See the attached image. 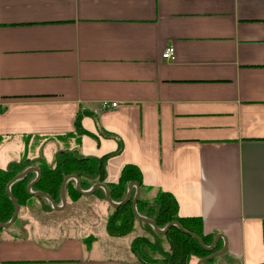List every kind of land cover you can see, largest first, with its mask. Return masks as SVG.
Masks as SVG:
<instances>
[{
    "label": "crops",
    "instance_id": "crops-1",
    "mask_svg": "<svg viewBox=\"0 0 264 264\" xmlns=\"http://www.w3.org/2000/svg\"><path fill=\"white\" fill-rule=\"evenodd\" d=\"M0 142L22 144L1 167L38 142L105 157L108 184L133 165L222 236L209 264L264 263V0H0ZM34 222L0 232V264H142L126 237Z\"/></svg>",
    "mask_w": 264,
    "mask_h": 264
},
{
    "label": "trees",
    "instance_id": "trees-1",
    "mask_svg": "<svg viewBox=\"0 0 264 264\" xmlns=\"http://www.w3.org/2000/svg\"><path fill=\"white\" fill-rule=\"evenodd\" d=\"M79 117L80 115L78 114L75 120L78 133L83 131L79 128ZM36 161L40 176L31 190L49 195L56 204H60V186L63 178L68 175H76L78 177L82 190H88L97 183L105 184L109 190L111 200L115 203H119L125 198L128 184L135 182L140 188L135 205L136 211L140 216L152 220L158 229H163L170 222H177L184 231L198 236L206 246L213 241L212 235H204L202 233L201 220L199 218H183L177 215V203L170 193L158 191L154 196L148 197L145 193L146 190L142 188L140 183V172L133 165H125L121 170L118 182L108 184L104 181L105 157L84 158L75 151L66 150L56 152L52 163H47L42 156H39ZM31 165L32 162L23 159L9 162L5 167H0L1 223L8 222L14 210L13 204L6 194L7 183L15 175L32 167ZM34 178L35 172H30L13 182L9 187L11 195L18 203L19 211L26 200L30 198H35L40 203H45L44 205L47 207L45 209L51 211V204L45 198L35 197L27 192L26 188ZM134 192L135 188H132V194ZM91 195H99L105 200L104 191L100 187L96 188ZM80 196L81 194L75 189V180L69 179L65 184L66 199L76 200ZM16 221L17 216L12 224ZM136 225H138V228H136ZM138 229L141 232L143 229L145 234L137 232ZM2 230L0 227V232ZM104 230L106 235L115 238H123L132 232H136L137 235L130 240L129 248L133 256L142 264H189L192 258L201 259L217 252L216 245L210 250H205L194 237L184 233L175 225L171 226L165 233L157 234L151 225L135 217L131 201L116 208L111 207L109 215L105 218ZM94 239L95 237H87L84 240V244L88 245ZM212 259L205 264L212 262Z\"/></svg>",
    "mask_w": 264,
    "mask_h": 264
},
{
    "label": "rangeland",
    "instance_id": "rangeland-1",
    "mask_svg": "<svg viewBox=\"0 0 264 264\" xmlns=\"http://www.w3.org/2000/svg\"><path fill=\"white\" fill-rule=\"evenodd\" d=\"M40 145V142L36 143L35 145L31 146V150H33V154H37V157H34L32 159H27L30 162H32L31 166L37 167V158L40 156L38 153V147ZM22 149V144H8V142H0V167L6 162L8 159V154L18 153ZM52 149V147H51ZM61 151H66L61 150ZM43 157H44V153ZM23 160V159H22ZM19 161V160H18ZM53 158L50 162L52 163ZM67 200V204L62 210H54L52 208L51 211H48L44 204L40 203L39 200H36L35 198H30L26 200L25 204L21 207L18 215H17V221L10 225L9 228H13L14 226H17L18 223H25V222H34V224H39L40 226L44 225L46 228H50L51 226L60 225L65 222H71L76 223L80 225V228L88 229L89 233L92 234H86L87 237H100L103 234L104 230V218H106L110 211L111 207L109 204L101 198V196H94V195H81L76 200ZM59 204V203H57ZM42 224V225H41ZM136 228H138V225H136ZM4 231L7 228H2ZM12 232H15V229H10ZM1 231V232H2ZM140 234H145V232L142 229V232L137 230ZM25 234V233H22ZM85 235V234H81ZM137 235L136 232L130 233L128 236H126V239L130 240L133 236ZM37 238L41 241V243H46L47 245H53L57 243L62 237H64V234H48L47 236L51 239L44 240V236L39 237V234H35Z\"/></svg>",
    "mask_w": 264,
    "mask_h": 264
},
{
    "label": "water",
    "instance_id": "water-1",
    "mask_svg": "<svg viewBox=\"0 0 264 264\" xmlns=\"http://www.w3.org/2000/svg\"><path fill=\"white\" fill-rule=\"evenodd\" d=\"M30 172H35V178L34 180L28 184L26 190L29 194L35 196V197H43L45 198L50 204H51V207L54 209V210H61L65 203H66V197H65V184L66 182L69 180V179H74L75 180V189L77 192H79L81 195L83 196H86V195H91L96 188L100 187L103 189L104 191V195H105V200L106 202L113 208H116L118 207L119 205H122V204H125L126 202L128 201H131V205H132V210H133V213L135 215V217L149 225H151L153 227V230L157 233V234H163L165 233L171 226L175 225L177 226L181 231H183L184 233L194 237L198 243L200 244V246L205 249V250H210L215 244H216V241L219 237H222V236H215L214 240L211 242L210 245L206 246L204 245V243L202 242V240L196 236L195 234H192L190 232H187V231H184L183 228L181 227V225L177 222H170L168 223L163 229H158L155 225V223L150 220V219H147V218H144L142 216H140L137 211H136V201H137V198L139 196V192H140V188H139V185L135 182H131L128 184V187H127V193H126V196L125 198L119 202V203H115L111 200L110 198V193H109V190L108 188L106 187L105 184L103 183H97V184H94L92 187H90L88 190H82L80 188V181L78 179V177L76 175H68V176H65L63 178V181L61 183V186H60V204H56L52 198L45 194V193H42V192H33L31 190V188L33 187V185L36 183V181L39 179V176H40V170L38 167H35V166H32V167H29L27 168L26 170H24L23 172L15 175L13 178H11L9 180V182L7 183L6 185V194L8 195L9 199L11 200L12 204H13V207H14V210H13V214L11 216V218L9 219L8 222L6 223H1L0 222V227L1 228H8L15 220L17 214H18V211H19V206H18V203L17 201L15 200V198L11 195L10 193V185L15 182L16 180L24 177L25 175H27L28 173ZM132 188H135V192L134 194H132ZM225 249V245H223L222 249L215 252V253H212L210 254L209 256H206L204 258H201L199 259L198 263L197 264H204L205 262L209 261L210 259H212L214 256L216 255H219L221 253H223Z\"/></svg>",
    "mask_w": 264,
    "mask_h": 264
},
{
    "label": "built area",
    "instance_id": "built-area-1",
    "mask_svg": "<svg viewBox=\"0 0 264 264\" xmlns=\"http://www.w3.org/2000/svg\"><path fill=\"white\" fill-rule=\"evenodd\" d=\"M161 57L165 60H172L174 58V48L172 46H167L161 53ZM117 104L115 102L113 103H107V102H102V109H107V108H114L116 107Z\"/></svg>",
    "mask_w": 264,
    "mask_h": 264
},
{
    "label": "bare ground",
    "instance_id": "bare-ground-1",
    "mask_svg": "<svg viewBox=\"0 0 264 264\" xmlns=\"http://www.w3.org/2000/svg\"><path fill=\"white\" fill-rule=\"evenodd\" d=\"M213 263V262H212Z\"/></svg>",
    "mask_w": 264,
    "mask_h": 264
}]
</instances>
